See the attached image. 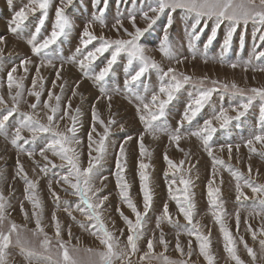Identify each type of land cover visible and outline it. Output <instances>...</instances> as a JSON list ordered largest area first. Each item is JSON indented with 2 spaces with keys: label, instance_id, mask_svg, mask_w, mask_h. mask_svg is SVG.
Listing matches in <instances>:
<instances>
[{
  "label": "rangeland",
  "instance_id": "rangeland-1",
  "mask_svg": "<svg viewBox=\"0 0 264 264\" xmlns=\"http://www.w3.org/2000/svg\"><path fill=\"white\" fill-rule=\"evenodd\" d=\"M74 1L75 0H73V3ZM28 2L29 0L26 3ZM0 3L6 5L8 4V0H0ZM58 6L61 5L59 2H56L53 4L52 8H57ZM67 7L65 10H67ZM148 8L149 6L147 9ZM180 14L182 13L179 10L172 14L171 28L168 30L166 29L170 45L174 48H177L178 40L183 34L178 32V29H182L184 24L179 18ZM149 15L151 16L153 13L149 12ZM166 15L167 13L161 15L151 27V29L154 30L161 26V35L165 34L164 25L167 23L163 18ZM135 18L137 27L140 29L147 28V22L143 19V16ZM119 20H121L122 27L121 24L117 23ZM205 22L207 27H204ZM1 25L0 22V27ZM213 27V20L202 21L200 28H202L203 31L200 35L204 37V29H212ZM124 29H127L128 32L134 31L131 19H116V22H111L104 28L91 32H95L97 34L95 36L97 37L104 36L106 39L110 40H127L130 37L125 33ZM219 29L223 30L221 31ZM219 29L217 30L215 38L216 42L213 40V44L211 43L212 45L194 48V54L180 52L184 54V57L182 54L180 57H176L173 54V58H169L160 50L155 52L152 50L155 48L151 49L150 46H143L146 52L145 55L147 57L150 56L151 58H149L159 64L161 68L164 67L163 65L167 66L166 70L168 68H174L178 75L182 73L192 77L193 82H198L203 79L205 88L213 87L211 81H218L219 83L215 85V87L219 90L212 92L210 97L211 100L208 99L204 107L217 96L219 97L216 100H219L220 97H222L221 100L226 99L224 95L227 94L238 97V95H234L232 92H225L223 88L220 87L222 84L231 85L235 83L238 87L245 90L251 88H264V71L258 70L259 68H264V62L262 61L263 57L259 59L256 58L260 52H264V41L260 39V36L264 35V29H260L259 25H254L252 22H249L246 26L241 24L237 27L231 44L227 48L228 50L231 49L230 52L225 50V53L223 52V41L228 29V22L225 21ZM81 31H83V29H81ZM145 32L143 36H145ZM99 33H101V35ZM3 34L4 32L0 35V37L5 40V43L0 45V49H2V51H0V96L4 98L7 106L11 107L12 100L8 96L7 78L8 72L11 71L13 67H16L17 71L13 73V78L20 80L24 86L21 90L22 96L19 100L20 112L35 111L41 122L47 123L45 114L48 110L43 107V102L48 101V93L50 91L53 93V99L48 101L50 104H56L55 96L61 97V112L57 113V116L62 115L69 102L71 103L70 114L75 115L76 110L79 109L77 138L81 143L79 145H73V147H75L80 154L81 167H87L89 162L88 135L91 132L93 124V105H95L99 117L105 121V124H107L109 119L115 120L116 123L110 126V133L105 141L103 158L100 160L97 168L94 169L96 176L94 177L93 184L95 189L100 190L98 192L100 197H108V199L104 201L101 209L102 219L108 230L120 241L121 248L125 247L127 243L126 237L128 235V230L127 225L121 218L117 209L133 221H135V216L127 205L121 201L120 188L117 186L116 172L118 170L116 169V162L119 156L120 146L123 145L125 149V158L121 159V163L125 165L123 176L129 184V197L141 212H143V194L140 187L139 164L142 162L148 165V168L144 171L149 177V186L152 191L153 201L152 207L145 217L146 224L143 229L144 236L138 242L139 251L129 257L132 264H164L163 257L177 262L184 261L186 264H207V261L200 254L199 242L196 240L195 235L190 236L184 230L186 227L190 228L191 225H188L183 215L179 212L176 201L172 200L169 196V184L175 179L177 183L172 185V191L180 195L182 199V193H177L176 191L178 188H184V185L179 183L181 177L190 181L188 195L191 202L194 204L193 223H198L200 226V233L209 238V254L213 257V264H236V261L231 259L226 252L225 241L220 231V225L212 215L213 209L209 204L208 197V186L210 181H214L212 183L213 189L219 188L220 190L218 203L223 204V222L233 237L238 257L243 264H264V250L261 249L260 245V241L264 240V236L260 234L261 228L264 227V214L256 215L257 212L264 213V206L259 204V200L264 199V197L254 195L249 188H243L242 190L249 199L244 200L241 198V202L238 203L236 201L235 179L226 167L220 165H217L215 173L213 172L212 157L204 150L203 143L199 138L190 135V132H182L183 137L179 141L178 146L175 142L170 140L166 132L159 133L157 138L154 139L151 134L145 132L144 125L139 121L136 112L139 101L128 98L131 94L124 88V83H103V85L91 83L88 78H82L79 75L81 74L79 69H75L74 71L71 65H67V67L64 68H56L46 64L40 66L41 60L31 53V51H27L29 49H26L21 40L12 35L5 36ZM143 36L140 38V45ZM256 40L258 47L262 45V48L253 49ZM94 42V44H96L97 40ZM245 44L247 46L244 51ZM214 46V52H211ZM111 51H113V49H109V51L105 52V56L107 55L108 58H110L108 53ZM246 53V64H241L240 60L243 59ZM30 56L34 58V60L30 59L32 63L24 66L28 69V71L25 72L24 67H21L20 64L22 60ZM177 60L181 62L177 63ZM183 60L185 61L182 62ZM118 61L119 59L117 58V62ZM33 62L35 64H33ZM233 63H235L237 67L232 68L231 64ZM58 64L62 65L61 62ZM184 65L188 70L183 68ZM116 66H118V64ZM37 67H40L39 77L36 75ZM197 69L199 71H197ZM62 70H65V72L62 73ZM57 71L60 72V79L56 78ZM229 77L231 79L227 80ZM34 78L38 81L36 89L32 88V80ZM239 78L243 81L241 82ZM41 83L43 85L42 88L40 86ZM54 83L55 87L53 86ZM76 85L79 86L76 87ZM84 86H86L87 92L81 90V93H79V88ZM32 90L41 91V103L36 110L31 109L29 106L32 103H36V98L28 94L29 91ZM16 91L17 89H12L13 94H15ZM73 91L76 92L75 96L73 95ZM105 93L111 95V101L107 99ZM230 98L234 99V97ZM243 100L244 98L240 101H230L232 104L226 103V105H221L219 103L215 105L220 106L219 109L223 108L228 110L229 116H235L236 112L231 109L235 108L238 103ZM221 102L225 103V101ZM109 104L111 105L110 108ZM259 104L260 102L258 100L254 102L243 119H241L242 121L239 127L231 131L232 134L222 133L221 136L220 130L223 128H220L218 121L213 120V125L216 127L217 131L214 133L210 144L213 149V156L222 159L225 165L233 169H238L245 177L248 176V168L251 166V180L256 184H264V175H262L264 174V155H262V153H264V148L257 144L255 145L257 151L250 152L248 147L245 146L246 141L250 137L247 138L245 142L237 141L227 143V141H232L233 134H239L233 137L234 141L237 137L243 135L241 133L244 130L252 134L254 129H259L260 119L257 117V114H260ZM3 111L4 106H0V113ZM166 113L167 109H165V114ZM19 119V113L10 117L8 139L0 135V193L3 194L6 200L5 214L7 219L4 222L5 230H7L9 221L14 222L18 226L19 239L23 248L26 250H33L37 253H44V249L41 245L46 235L50 241L49 248L52 261H45L43 256L31 259L26 258V252H22L21 246L16 245L17 234L14 233L12 236L13 243L6 249L7 264H55L57 260V249L59 247L56 242L57 221L61 229L60 238L66 243L69 249L73 247L78 248L80 251L78 253H73V255L77 256L83 264H88L89 259H95V257L90 256V253L85 251L86 249H92L93 251H103L105 249L96 236L92 235V232L95 231V229H91V224L93 222L88 221L85 216L77 210L79 197L71 195L72 190L68 188L67 185H64L62 181L59 184L56 182L60 179L59 174L66 173L67 166L65 165L64 168L59 167L64 162L48 152L46 155L57 167L53 169L48 165L47 174L40 171L46 164V161L39 154L40 149L45 145L43 136L37 139L34 144L24 146L28 151L34 153L31 158H29L26 153L18 152V150L11 145L10 138L12 131H14V125ZM209 119H212V116H210ZM57 123L61 130L71 126V121L68 119L58 120ZM157 123H160V121ZM234 124L235 123H230L227 127H232ZM121 125H123V128H121ZM254 125H256V128ZM199 126L202 127L203 124ZM96 127L98 132L103 133V128L99 124H97ZM247 128H252V131L246 130ZM176 129L177 128H173L169 132L175 131ZM24 135L28 137L29 133L25 132ZM92 135L94 140H99V136H97L96 133H92ZM141 135L144 136L143 144L146 149V155L143 157L140 155L139 148V137ZM129 136L132 137L131 140H128ZM125 141H127V143H125ZM227 144L233 145L231 159H229L227 147H225L223 151L220 150L221 145ZM187 145L188 147L190 146V150ZM237 145H239L238 151L236 149ZM96 146L97 144H93L94 148ZM180 149H182V151ZM165 154H167L168 158L175 164H179L178 166H180V161H184V164L180 166V171L175 172V176L173 175L174 170L170 169L165 161ZM96 155V152L92 153L93 157ZM17 158H19L29 179L37 183L35 195L40 202V208L34 209L32 203L26 198L25 182L17 175ZM196 175L200 176L201 179H194ZM208 176L210 179H208ZM104 177H107V179H103ZM213 177H215V180ZM49 182H51L52 190L60 197L58 202L49 190ZM65 189H67V191H65ZM166 203L174 223L163 220L160 223V227L157 228V219L162 215L163 206ZM21 206H23V211H21ZM235 210L239 214V225H237V212ZM34 211L40 214L41 227L43 228L42 234L36 229V217L33 216ZM69 212H71V216ZM25 213H27V218ZM54 213L57 221H53L52 219ZM73 217H75V220H73ZM260 219L263 220L260 221ZM81 223L87 225L89 230L82 228L80 226ZM249 226H251L252 231L256 233L255 240L253 239L252 231H249ZM69 230H71V239H69ZM121 230H123V234H121ZM161 232H163L164 239L167 243L166 249L164 245L159 243ZM149 239L154 240L153 251L149 258L141 260V257L148 251L147 241ZM189 241H191L190 256L188 255ZM177 242H179L183 249V255L177 251ZM245 243L248 248H251L255 253V260L248 254ZM161 253L163 256L160 255ZM48 254L49 253H44V255ZM117 264H120V262L118 261Z\"/></svg>",
  "mask_w": 264,
  "mask_h": 264
},
{
  "label": "snow or ice",
  "instance_id": "snow-or-ice-1",
  "mask_svg": "<svg viewBox=\"0 0 264 264\" xmlns=\"http://www.w3.org/2000/svg\"><path fill=\"white\" fill-rule=\"evenodd\" d=\"M97 4L100 3V0H95ZM61 6H58L55 10V26L52 29L50 35L44 38L42 41L37 40V36L41 32V27L45 23V19L48 16V10L51 5V0H29L27 4L20 7L19 10L14 11L9 24V31L13 33H18L19 30L25 25V22L29 19V15H35L37 12L41 13V18H39V26L35 27V34L32 35L29 43L31 44L32 53L36 56L41 57V66L43 65H52L51 59H49L48 49L56 44V42L61 38L67 35L68 30L72 28V23L65 14V8L70 6L73 3V0H59ZM8 4L11 7L13 0H8ZM180 11L186 17H191L192 23L190 24L191 40H198L201 32L203 31L200 28L201 22L206 20H213L214 27L212 28L211 34L208 37L207 44L205 47L210 45L213 40L216 38L217 30L225 22H228V29L225 33V38L223 41V47L227 49L232 41L233 35L235 34L237 27L241 24L247 25L249 22H252L254 25H259L260 29H264V0H155L154 5H149L148 11L143 12V19L147 22L146 29H140L136 26V18L131 17V23L134 28L133 32H128L127 29H124L125 33L130 37L129 39H115L110 40L106 39L104 36L97 37L89 29L91 24H86L81 36V47L76 48V55L70 57V62L78 63L80 68L84 71L85 75L89 74V71L92 70V65L98 59L99 56L103 55L109 49H113L111 53V58L108 59L106 65L99 70L98 73L93 75L91 78L94 82L101 83L106 80L109 74L112 72L113 65L116 64L117 58L121 53H126L128 60L127 63L129 66L133 64V61L139 60L141 66L138 70L130 73L124 81V88L135 96L136 100L139 101L136 112L139 118V121L144 125V130L146 133L151 134L153 138H157V135L161 132H166L169 135V138L172 142H175L177 146L179 141L183 137L181 128L184 126L186 121L188 124H191L196 118L198 113L202 110L205 103L211 97L213 91H217L215 85L218 81H211L213 87L204 88V80L201 79L198 82H193L192 77L185 74H177L174 68H168L165 71L160 67L155 61L151 60L145 55V49L139 43L140 38L143 36L144 32L147 29H150L154 25L157 19L164 14H168L169 26L172 22V14ZM149 12L153 15H149ZM104 12L100 11L98 15L93 17L94 21H98L101 25L104 24ZM118 24H121L120 21H117ZM122 27V24H121ZM204 27H207L205 22ZM258 29V30H260ZM260 39L264 41V35L260 36ZM99 40L100 44L97 47H94L93 50L84 51L88 49V45L92 44L93 41ZM5 40L0 37V45H3ZM189 47L192 48L193 45L189 44ZM2 51V49H0ZM160 51L169 58H173V52L169 42V37L167 31L163 40L160 44ZM43 54V55H41ZM77 56L82 57L77 60ZM264 57V52H260L256 57L259 59ZM181 61L177 60V63ZM30 59H24L21 61L20 66L24 67L25 65L31 64ZM232 68L237 67L235 63L231 64ZM149 68L155 69L160 73V85L158 91H152L150 100H147L145 96L140 95L136 89L140 87L141 79L144 76L145 72ZM25 72L28 71L24 67ZM258 70L264 71V68H259ZM17 71L16 67H13L11 71L8 72V96L12 100L11 107H8L6 101L2 96H0V106H4V111L0 113V135L4 136L5 139L9 138V120L14 114L19 113L20 119L14 125V131L11 133L10 143L15 147L18 152L26 153L29 158L33 156L32 151H28L24 146L28 144H34L37 139L42 136L45 139V145L40 149V156L46 161L44 167L40 169L41 172L47 174L48 165L51 168L55 169L57 165L53 163L46 153L50 152L52 156L58 157L62 162L59 167L64 168L67 166L66 173H61L60 179L56 182L59 184L61 181L64 185H67L70 188L71 195L79 197V203L77 204V210L85 216L88 221H92L91 229H95L92 232V235L96 236L100 244L104 246L103 251H93L92 249H86L85 251L90 253V256H94L95 259H89L88 264H117L119 261L120 264H132L130 255L136 254L139 251L138 242L144 236V227L146 224L145 217L147 216L149 210L152 207V191L149 186V177L144 171L148 168V165L145 163L139 164V178H140V187L143 194V212L139 211L137 206L133 203L129 197V184L124 179L123 173L125 171V165L121 163V159L125 158V149L124 146H120L119 156L116 162V178L117 186L120 188V197L121 201L127 205L131 212L135 216V221L125 216L123 212L117 211L120 213L121 218L124 220L127 225L128 235L126 237L127 243L125 247H120V241L114 237L113 233L108 230L103 219L101 209L103 207L104 201L108 199L107 196L100 197L98 195L99 189L94 188L93 180L96 176L94 169L97 168L100 160L103 158V153L105 152V141L110 133V126L115 124V120L109 119L107 124L105 121L99 117V114L93 105L92 109V128L91 132L88 135L89 140V162L87 167H81L80 164V154L77 152L76 148L73 145H79L81 141L77 138V124L79 118V109L76 110V114L72 115L71 113V103L67 105L66 110L63 111L62 115L57 116V113L61 112L60 99L61 97L55 96L56 104L52 105L48 101L53 99V93L50 91L48 93V101L43 102V107L48 110L46 115L47 123H42L38 118L35 111L33 112H20L19 111V100L22 96L23 84L20 80L13 78V73ZM37 77L40 76V69H36ZM56 78L60 79V72L57 71ZM22 79V78H21ZM42 80V78H41ZM37 79L32 80V88L36 89ZM189 83H198L199 89L198 92L193 96L190 103L187 104L183 117L179 122V126L175 131L169 132L168 128L164 123H157L161 121L165 116V109L169 103L175 98V94L178 93L186 84ZM41 88L43 87L41 83ZM55 87V83L53 84ZM79 85H76L78 87ZM135 86V87H134ZM221 88L225 92H232L234 95H238L244 100L235 108L231 110L236 112L235 116H229L228 110L221 108L217 114H215L212 119H206L202 127L197 128L195 131H191L190 135L196 136L199 138L204 146V150L212 157L213 161V172L216 171V166L220 165L226 167L229 173L233 176L236 181L235 191H236V201L241 202V198L244 200L249 199V197L242 190L243 188H249L254 195H259L264 197V184H256L251 180L252 169L251 166L248 168V176L245 177L242 172L238 169H233L230 166L225 165V162L222 159H219L213 156V149L210 144V141L213 138L214 133L217 131L216 127L213 125V120L219 122L220 128H226L233 120H240L241 117L245 116L250 107L257 100L259 104L260 112V127L259 129H254L252 136L246 141V147H248L250 152H256L257 149L255 145L259 144L264 148V88H251L248 90L238 87L235 83L222 84ZM15 88L17 91L13 94L12 89ZM149 89L145 85L144 92L148 93ZM30 96L36 98V103L30 104V108L36 110L38 105L41 103V91L32 90L28 93ZM73 95H76V92L73 91ZM107 99L111 101V95H108ZM191 95V94H190ZM111 105L109 104V108ZM68 119L71 121L70 127H65L61 130L58 120ZM99 124L103 128V133L97 131L96 125ZM123 128V125H121ZM25 132L29 133V136L24 135ZM92 133H96L99 136V140L96 141L93 138ZM132 137L129 136L128 140H131ZM144 136L139 137L140 144V155L143 157L146 155V149L143 144ZM127 143V141H125ZM93 144H97L94 148ZM227 147L229 159L232 158L233 145H221L220 150L223 151ZM237 151L239 150V145L236 146ZM182 151V149H180ZM96 152L95 157L92 156V153ZM264 155V153H262ZM165 161L168 164L170 169H173V175L175 172L180 171V166L184 164V161H180V166L175 164L171 159L168 158L165 154ZM17 175L24 180L26 188V198L29 202L32 203L33 208H40V202L36 198L35 190L37 183L29 179L27 172L24 170L23 165L20 163L19 158H17ZM167 175V173H166ZM103 179H107L104 177ZM209 182L208 186V197L209 204L213 209L212 215L215 218L216 222L220 225V231L223 234L225 241V250L229 254L230 258L236 261V264H243L236 253V248L234 246V240L223 222V204L218 203L219 199V188L213 189L212 183ZM177 181L173 179L169 184V196L172 200H175L179 212L183 215L184 219L187 221L188 225H191L190 228L186 227L184 230L188 235H195L196 240L199 242L200 254L207 261V264H213V257L209 254L210 241L208 236H205L199 231V224L193 223V209L194 204L191 202L188 192L190 181L180 178L179 183L184 185L183 189H177V193H182V199L180 195L173 193L172 185L176 184ZM49 190L52 196L58 202L60 197L57 193L52 190L51 182H49ZM67 191V189H65ZM95 198V199H94ZM259 204L264 206V199L259 200ZM82 205V207H81ZM6 209V200L2 193H0V264H7L6 261V249L13 243L12 236L17 234L16 245L21 246V251L26 252V258H34L43 256L45 261H52V256L50 254L49 244L50 241L45 235L41 247L44 249V253H49L44 255V253H37L33 250H26L21 245L18 234V226L9 221L7 230H5V220L7 219L5 214ZM67 210V209H66ZM21 211H23V206H21ZM264 213L257 212L256 215H262ZM71 216V212H69ZM27 218V213H25ZM33 216L36 217V229L39 233H43V228L41 227L40 214L33 212ZM53 221H57L55 213L52 216ZM75 220V217H73ZM163 220H167L169 223H174L168 209L167 203L163 206L162 215L158 217L156 227H160V223ZM237 225H239V214L237 213ZM82 228L88 229V226L81 223ZM249 231H252L251 226H249ZM36 234V233H34ZM123 234V230H121ZM260 234L264 236V227L261 228ZM253 239H256L255 231H252ZM61 229L59 222H56V242L59 245L57 249V260L55 264H83V262L73 253H78L80 250L73 247L69 249L66 243L60 238ZM69 239H71V230H69ZM159 243L167 248V243L164 239V234L161 232L159 237ZM261 249L264 250V240L260 241ZM154 247V240L149 239L147 241L148 251L141 257V260L149 258ZM245 248L248 254L256 259L255 253L251 248H248L245 243ZM177 251L183 255V249L181 248L179 242H177ZM163 256V254H160ZM191 255V241H189V253ZM164 264H186L184 261H173L167 257H163Z\"/></svg>",
  "mask_w": 264,
  "mask_h": 264
},
{
  "label": "crops",
  "instance_id": "crops-1",
  "mask_svg": "<svg viewBox=\"0 0 264 264\" xmlns=\"http://www.w3.org/2000/svg\"><path fill=\"white\" fill-rule=\"evenodd\" d=\"M28 0H15L13 1L12 6L10 7L9 4H4L0 3V22H1V27H0V35L1 33L4 32L3 35H12L16 37L17 39L21 40L24 43V46L26 49H29L27 51H31V44L29 43V40L31 39L32 35L35 34V27L39 26L38 21L39 18H41V13L37 12L35 15H29V19L25 22V25L22 27L21 30H19L18 33H13L9 31V24L11 21V18L13 16L14 11L19 10L20 7L24 6L27 4ZM59 2V0H51V5L48 10V16L45 19L44 25L41 27V32L37 36L38 41H42L44 38H46L48 35H50L52 29L55 26V8H52L53 4ZM155 0H100V3L97 4L95 0H75L73 4L67 7V10H65L66 16L69 18V20L72 23V28L68 30L67 35L64 37H61L56 44L52 45L47 51L49 54V59L52 61V66L56 68H64L67 67V65H71L75 69H79V74L82 78H88V80L91 83H96V84H101L98 82H94V80L91 78L93 75L99 72L101 68H103L108 59L111 58V53H108L110 55V58L104 53L103 55L99 56L98 59L95 61V63L92 65V70L89 71V74L86 76L84 71L80 68L78 63L70 62V57L76 55V48L81 47V36L82 32L81 29L84 30V27L86 24H91L90 31H98L105 26L109 25L111 22H116V19H131V17H138V16H143V12L148 11L147 7L149 5H154ZM4 4V5H1ZM100 11L104 12V24L101 25L98 21H94L93 17L95 15H98ZM183 21V27L182 29H178L179 33H183L182 37L178 40V45L177 48L171 47L173 54L176 57L182 56L184 57L183 53L186 54H194V48L196 47H205V44H207V37L211 34L212 29L210 28H205L204 30V37L199 36L198 40H191L190 38V24L193 22L191 17H186L185 15L180 14L179 17ZM166 20V23L164 25V30H168L171 27L169 26L168 23V14L163 18V20ZM121 21V20H119ZM81 27V28H79ZM100 28V29H99ZM134 30V29H133ZM223 30V29H219ZM7 33V34H6ZM94 35H97L95 32H92ZM164 35H161V26L156 29H148L145 32V36H143V39L141 40V46L143 47L144 45H147L150 48H155L152 49L155 52H158L160 50V44L163 40ZM169 37V36H168ZM215 40V39H214ZM193 45L192 48L189 47V44ZM216 42V40H215ZM93 41L92 44L88 45V49H85L84 51L88 50H93L94 47L99 46L100 41L97 40L96 44ZM247 43V42H246ZM213 44V43H212ZM210 44V45H212ZM246 44L244 47V51L246 49ZM263 46L260 45L258 47L257 40L254 44L253 49H260ZM215 46L211 49V52H214ZM230 52L231 49H225L223 48V52L225 53L226 51ZM146 53V52H145ZM122 55L118 57L119 61L113 65L112 72L109 74V76L106 78V80L103 83H124L125 79L127 76L134 72L135 70H138L139 67L141 66V62L139 60L133 61V64L131 66L128 65L127 60V54L126 53H121ZM43 55V54H41ZM186 56V55H185ZM38 59L41 60L40 56H36ZM104 57V58H103ZM150 57V56H149ZM161 57V56H160ZM191 57V56H190ZM82 57L77 56V60L81 59ZM151 58V57H150ZM187 58V57H185ZM25 59H33L31 56L29 58ZM165 59V58H164ZM246 59H247V53L243 56V59L240 60L241 64H246ZM152 60V59H151ZM167 60V59H166ZM187 60V59H186ZM183 60L182 62H184ZM264 62V57L263 60ZM41 62V61H40ZM62 63L58 64V63ZM33 64H35L33 62ZM118 64V66H116ZM41 66V65H40ZM165 71L167 66L163 65ZM40 68V67H39ZM65 70H62V73H64ZM37 75V74H36ZM147 86L149 91L148 93L144 92V86ZM160 85V73L157 70L153 69H148V71L145 72L144 76L141 79L140 87L136 89V91L142 95L145 96L147 100H150L151 98V93L152 91H158ZM135 87V86H134ZM205 88V87H204ZM199 85L198 84H186L178 93L175 94V98L169 103L166 107L167 113L165 116L162 118L160 123H164L168 130H172L173 128H177L179 126V122L181 121L183 117V113L185 111V108L188 103L192 100L193 96L198 92ZM87 92L86 86L80 87L79 91L81 92ZM128 92V91H127ZM129 93V92H128ZM131 94V93H130ZM191 94V95H190ZM222 95V94H221ZM226 99L221 100L222 97H220L219 100H216L219 96L215 97L213 101H211L208 105L202 108V110L198 113L196 118L193 120L191 124H188L186 121L184 122L183 128H181V132H191L195 131L197 128H199L200 124H203L206 119H209L210 116H214L219 112L220 106H216L215 104H221V105H226L227 104H232L230 101H240L243 98L238 96H232V95H224ZM230 97H234L230 98ZM130 99L136 100L135 96L132 94L128 96ZM210 99V98H209ZM211 100V99H210ZM221 101H225V103H222ZM244 117V116H243ZM243 117L241 119H243ZM257 117L260 119V114H257ZM233 120L231 123H235L232 127H226L221 129L220 135L222 136V133H230L232 134V130H234L236 127H239L240 122L242 120ZM197 123V124H194ZM177 124V126H176ZM256 128V125H254ZM246 130L252 131V128H247ZM245 131V130H244ZM244 131L241 133L243 135H240L233 141V137L239 135V134H233L232 135V141H227L228 142H237V141H246L247 138L251 137L252 134L247 133V131ZM189 145V144H188ZM187 145V147H188ZM190 147V146H189ZM188 147V148H189ZM192 147V146H191ZM190 150V148H189ZM207 175V174H206ZM201 179L200 176L196 175L194 176V179ZM208 179L209 176H208ZM215 180V177H213ZM236 193V192H235ZM196 195V194H194ZM256 202V201H255ZM236 211V210H235ZM237 212V211H236ZM238 213V212H237ZM260 217V216H258ZM263 219H260V221ZM256 223V222H255ZM258 226V224H257ZM260 226V225H259Z\"/></svg>",
  "mask_w": 264,
  "mask_h": 264
},
{
  "label": "bare ground",
  "instance_id": "bare-ground-1",
  "mask_svg": "<svg viewBox=\"0 0 264 264\" xmlns=\"http://www.w3.org/2000/svg\"><path fill=\"white\" fill-rule=\"evenodd\" d=\"M113 33V32H112ZM100 35H101V33H99ZM247 42V41H246ZM5 47H7V46H5ZM5 49V48H4ZM10 50V49H9ZM153 54V53H152ZM6 66V65H5ZM182 66V65H181ZM183 68H186V66L184 65V67ZM187 69V68H186ZM188 70V69H187ZM197 71H199L198 69H197ZM19 72V71H18ZM217 72V71H216ZM227 74V73H226ZM229 75V74H228ZM220 76H223V75H220ZM233 76V75H232ZM225 77V76H224ZM227 77V76H226ZM234 77V76H233ZM228 79H231L230 77L229 78H227V80ZM240 79V78H239ZM240 81H241V79H240ZM243 81V80H242ZM241 81V82H242ZM249 81V80H248ZM69 83V82H68ZM250 84H251V82H250ZM263 87V86H262ZM79 93H81L80 91H79ZM10 104V103H9ZM40 160V159H39ZM157 160V159H156ZM179 165V164H178ZM254 166V165H253ZM257 173V172H256ZM259 173V172H258ZM258 175V174H257ZM256 175V176H257ZM262 175H264V174H262ZM261 177H263V176H261ZM157 186V185H156ZM211 240V239H210Z\"/></svg>",
  "mask_w": 264,
  "mask_h": 264
}]
</instances>
